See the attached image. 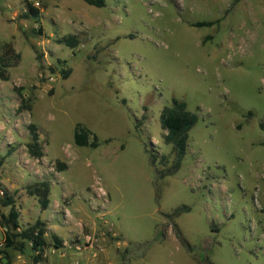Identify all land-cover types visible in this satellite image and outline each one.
<instances>
[{
    "label": "rangeland",
    "instance_id": "374dc122",
    "mask_svg": "<svg viewBox=\"0 0 264 264\" xmlns=\"http://www.w3.org/2000/svg\"><path fill=\"white\" fill-rule=\"evenodd\" d=\"M105 1L34 0L27 18L30 0H0V57L16 51L0 79V198L22 229L45 222L48 243L40 263L30 243L7 248L0 206V264H264V0ZM173 99L199 120L159 179ZM78 124L98 148L75 144ZM43 180L45 211L26 191Z\"/></svg>",
    "mask_w": 264,
    "mask_h": 264
},
{
    "label": "trees",
    "instance_id": "16d2710c",
    "mask_svg": "<svg viewBox=\"0 0 264 264\" xmlns=\"http://www.w3.org/2000/svg\"><path fill=\"white\" fill-rule=\"evenodd\" d=\"M89 5L95 7H104L105 0H85ZM29 14L26 15L27 18L30 15H38V10L34 8L31 4H28ZM215 22H201L195 24L196 27H211ZM67 46L75 49L78 47L79 42L76 40L75 36L69 37L64 40ZM16 51L12 45L5 46V52L0 57V79L4 82L10 80L8 73L9 63L11 56L15 54ZM18 60L20 59V54L15 56ZM70 74V71L63 72L65 78ZM25 105V99L22 98V107ZM199 117L196 113L188 110L187 104L184 101L173 99L171 106L166 107L161 116V124L163 129L166 131L165 142L172 145L174 152V160L172 166L166 172H159V179H164L165 177L172 176L176 174L182 167L183 160L187 153L188 143H189V133L197 125ZM29 130L32 134L31 142L28 144V153L35 158H43L45 156L43 149L39 143V131L36 125H29ZM75 144L79 147H90L96 149L99 147V138L91 130L78 124L74 132ZM150 161L152 165L156 163V157L150 156ZM57 168L59 171L67 170L68 166L65 163H57ZM27 194L31 197H36L38 203L43 211L47 210L50 206V197L52 193V182L49 180H43L36 182L34 184L28 185L26 187ZM0 206L11 207V212L6 220V224L10 227L5 234L7 240V248L23 252L26 243H30L32 250L36 252L34 257L35 263H40L43 260L44 250L48 247V243L45 239L47 233V225L42 220H38L34 225L26 229H22L19 224V214L16 210L15 200L12 196L5 194L4 198H0ZM186 209L189 211L190 208H177L173 212V216H180L182 210ZM171 217V216H170ZM19 231V232H18ZM179 234H181L179 232ZM58 241L57 238H55ZM184 241V239H183ZM59 242V241H58ZM189 245L186 241H184ZM62 247L61 243L56 245V248L60 249ZM205 264V263H201Z\"/></svg>",
    "mask_w": 264,
    "mask_h": 264
},
{
    "label": "built area",
    "instance_id": "2783aa9c",
    "mask_svg": "<svg viewBox=\"0 0 264 264\" xmlns=\"http://www.w3.org/2000/svg\"><path fill=\"white\" fill-rule=\"evenodd\" d=\"M33 1L34 0H30V2L32 3L31 5L33 6ZM35 5H39V2H34ZM87 241L90 242V241H93V239L91 237H87Z\"/></svg>",
    "mask_w": 264,
    "mask_h": 264
},
{
    "label": "crops",
    "instance_id": "0c3cea01",
    "mask_svg": "<svg viewBox=\"0 0 264 264\" xmlns=\"http://www.w3.org/2000/svg\"><path fill=\"white\" fill-rule=\"evenodd\" d=\"M52 187H54V184L52 185ZM51 194H52V193H51ZM50 198H51V197H50ZM50 201H51V199H50ZM50 207H51V203H50V206H49V208H50ZM57 212H58V211H57ZM57 212H55V213H56V214H58ZM51 219H52V218H48V219H46V221H48V222H49V221H51ZM57 219H58V218H57ZM50 227H51V226H50Z\"/></svg>",
    "mask_w": 264,
    "mask_h": 264
}]
</instances>
